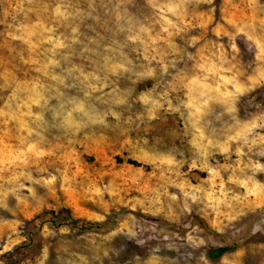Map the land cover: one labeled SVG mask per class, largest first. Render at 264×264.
<instances>
[{"label":"rangeland","instance_id":"374dc122","mask_svg":"<svg viewBox=\"0 0 264 264\" xmlns=\"http://www.w3.org/2000/svg\"><path fill=\"white\" fill-rule=\"evenodd\" d=\"M0 264H264V0H0Z\"/></svg>","mask_w":264,"mask_h":264}]
</instances>
